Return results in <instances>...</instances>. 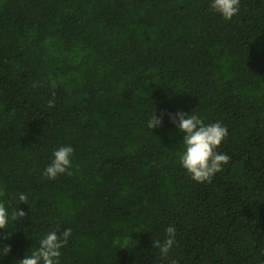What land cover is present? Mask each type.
Instances as JSON below:
<instances>
[{
  "label": "trees",
  "instance_id": "1",
  "mask_svg": "<svg viewBox=\"0 0 264 264\" xmlns=\"http://www.w3.org/2000/svg\"><path fill=\"white\" fill-rule=\"evenodd\" d=\"M209 4L0 0V184L11 207L29 198L0 230V264L57 227L72 229L61 264H264V0L228 22ZM177 110L227 128L208 181L178 164ZM68 143L73 174L49 180Z\"/></svg>",
  "mask_w": 264,
  "mask_h": 264
},
{
  "label": "clouds",
  "instance_id": "2",
  "mask_svg": "<svg viewBox=\"0 0 264 264\" xmlns=\"http://www.w3.org/2000/svg\"><path fill=\"white\" fill-rule=\"evenodd\" d=\"M210 9L225 21H231L240 14L241 0H210ZM168 119L182 134L178 164L186 171L190 178L198 183L210 180L217 172L223 170L229 161L226 154L217 151V148L227 136V128L219 121L206 123L196 113H185L177 110L167 113ZM147 127L153 130L163 124V116L154 110L147 120ZM74 147L70 143L60 145L53 149L50 162L44 167L42 175L49 180H55L60 175L73 174ZM6 185L0 184V230L6 229L11 222L19 221L25 216L23 209L17 206L28 202V195L24 192L16 193L17 205L11 207L4 199ZM162 240H154V248L158 250L161 260L169 257L174 251L177 241V229L169 224ZM3 235V234H0ZM72 229L65 228L60 231L55 228L36 237L38 247L18 261V264H61L62 249L69 243ZM2 245V241H0ZM10 246H0V257L7 255ZM174 264V262H173Z\"/></svg>",
  "mask_w": 264,
  "mask_h": 264
}]
</instances>
